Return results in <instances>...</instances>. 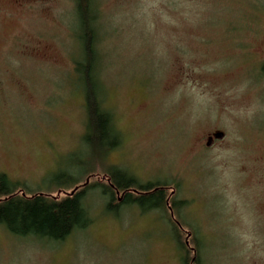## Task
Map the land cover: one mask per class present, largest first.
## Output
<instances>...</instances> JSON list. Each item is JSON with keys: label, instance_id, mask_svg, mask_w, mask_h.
I'll return each mask as SVG.
<instances>
[{"label": "rangeland", "instance_id": "obj_1", "mask_svg": "<svg viewBox=\"0 0 264 264\" xmlns=\"http://www.w3.org/2000/svg\"><path fill=\"white\" fill-rule=\"evenodd\" d=\"M87 1L121 145L91 159L83 141L77 0H0V172L63 196L56 174L116 167L186 204L107 211L91 190L92 223L62 242L0 225V264H182L192 234L203 264H264V0Z\"/></svg>", "mask_w": 264, "mask_h": 264}, {"label": "trees", "instance_id": "obj_2", "mask_svg": "<svg viewBox=\"0 0 264 264\" xmlns=\"http://www.w3.org/2000/svg\"><path fill=\"white\" fill-rule=\"evenodd\" d=\"M78 52L73 59L75 86L83 96L85 130L83 141L91 159L104 158L121 145L122 136L115 126L111 109L105 105L106 91L101 71L102 52L98 48L100 36L87 0H77ZM264 68V64H263ZM88 178L97 177L92 171ZM51 183L61 190H71L63 196L27 190L25 185L0 172V225L10 234L21 238H35L49 242H62L74 232L84 230L92 223L86 206V195L98 189L106 199L105 209L137 206L142 211L169 209L175 214L186 201L176 199L165 182H140L135 176L111 167L90 185H79V177L59 173ZM68 178L65 181L60 179ZM53 185V186H54ZM176 235L181 226L170 221ZM189 238V239H188ZM187 241L175 238L182 264H203L200 240L195 234ZM188 243L190 246L188 247Z\"/></svg>", "mask_w": 264, "mask_h": 264}, {"label": "water", "instance_id": "obj_3", "mask_svg": "<svg viewBox=\"0 0 264 264\" xmlns=\"http://www.w3.org/2000/svg\"><path fill=\"white\" fill-rule=\"evenodd\" d=\"M224 136V132L223 131H215L213 132L210 136H208L207 141H206V145L209 146L214 140L216 139H221Z\"/></svg>", "mask_w": 264, "mask_h": 264}]
</instances>
